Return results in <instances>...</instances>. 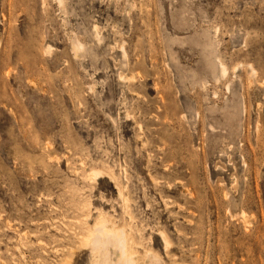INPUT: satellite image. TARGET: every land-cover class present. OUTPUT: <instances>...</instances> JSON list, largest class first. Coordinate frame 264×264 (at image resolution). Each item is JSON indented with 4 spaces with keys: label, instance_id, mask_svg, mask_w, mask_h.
<instances>
[{
    "label": "rangeland",
    "instance_id": "1",
    "mask_svg": "<svg viewBox=\"0 0 264 264\" xmlns=\"http://www.w3.org/2000/svg\"><path fill=\"white\" fill-rule=\"evenodd\" d=\"M98 222L264 264V0H0V264L105 261Z\"/></svg>",
    "mask_w": 264,
    "mask_h": 264
},
{
    "label": "bare ground",
    "instance_id": "2",
    "mask_svg": "<svg viewBox=\"0 0 264 264\" xmlns=\"http://www.w3.org/2000/svg\"><path fill=\"white\" fill-rule=\"evenodd\" d=\"M59 1H62V0H59ZM221 68L223 69V67H221ZM224 74H225V72H224ZM99 173L100 172L97 170L92 171L94 178L97 177L99 175ZM108 227L109 226L105 222H98L97 226H96V231L95 230H94V232L92 231L93 234L96 232V235L95 236L93 235L94 237H90L87 239V241L89 240L88 242L93 247L91 249L95 250L97 253H100V254H98L100 256L102 254L104 257V260H105V261H101L100 259H102V258L99 257L100 259H98V260L95 259L94 261H96V262L94 263V261H92L93 262L92 264H114L111 261L112 255H114V251L109 249L110 243H111V245L112 244L114 245L115 251L117 250L120 253V258H119L118 264H139L135 258V255L133 253V249L130 245L131 241L128 239L127 234L122 229L121 230H118V229L114 230V229H110ZM94 229H95V227H94ZM104 236H111L112 241L109 243V239L107 237L104 238ZM89 243H87V244H89Z\"/></svg>",
    "mask_w": 264,
    "mask_h": 264
}]
</instances>
